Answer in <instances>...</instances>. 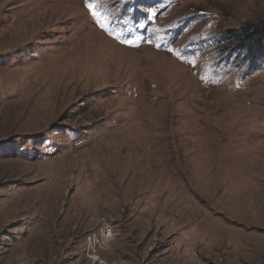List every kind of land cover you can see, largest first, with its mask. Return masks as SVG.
I'll use <instances>...</instances> for the list:
<instances>
[{
  "label": "rangeland",
  "instance_id": "obj_1",
  "mask_svg": "<svg viewBox=\"0 0 264 264\" xmlns=\"http://www.w3.org/2000/svg\"><path fill=\"white\" fill-rule=\"evenodd\" d=\"M249 27L264 0H0V264H264Z\"/></svg>",
  "mask_w": 264,
  "mask_h": 264
},
{
  "label": "trees",
  "instance_id": "obj_2",
  "mask_svg": "<svg viewBox=\"0 0 264 264\" xmlns=\"http://www.w3.org/2000/svg\"><path fill=\"white\" fill-rule=\"evenodd\" d=\"M249 55L251 61L264 59V28L249 27L239 31H228V35Z\"/></svg>",
  "mask_w": 264,
  "mask_h": 264
},
{
  "label": "snow or ice",
  "instance_id": "obj_3",
  "mask_svg": "<svg viewBox=\"0 0 264 264\" xmlns=\"http://www.w3.org/2000/svg\"><path fill=\"white\" fill-rule=\"evenodd\" d=\"M88 8H89L90 11H92V15H93V17H95V15H96V12L94 11L95 6L92 5V4H89V5H88ZM149 16H150V17H155V16H156V13H155V12H151V13L149 14ZM102 27H103V26H102ZM140 27L143 28L144 25L141 24ZM126 43H127L129 46H132V42H131V41H126ZM169 50H170V49H169Z\"/></svg>",
  "mask_w": 264,
  "mask_h": 264
},
{
  "label": "bare ground",
  "instance_id": "obj_4",
  "mask_svg": "<svg viewBox=\"0 0 264 264\" xmlns=\"http://www.w3.org/2000/svg\"><path fill=\"white\" fill-rule=\"evenodd\" d=\"M72 156V155H71Z\"/></svg>",
  "mask_w": 264,
  "mask_h": 264
}]
</instances>
